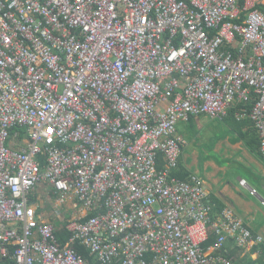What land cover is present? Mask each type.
<instances>
[{"label": "built area", "instance_id": "2783aa9c", "mask_svg": "<svg viewBox=\"0 0 264 264\" xmlns=\"http://www.w3.org/2000/svg\"><path fill=\"white\" fill-rule=\"evenodd\" d=\"M240 2L0 0V264H234L229 239L263 241L173 175L195 116L237 108L264 154V11Z\"/></svg>", "mask_w": 264, "mask_h": 264}, {"label": "crops", "instance_id": "0c3cea01", "mask_svg": "<svg viewBox=\"0 0 264 264\" xmlns=\"http://www.w3.org/2000/svg\"><path fill=\"white\" fill-rule=\"evenodd\" d=\"M256 6L264 11V0H256ZM236 112L237 108H233L224 118L205 116L208 119L205 124L199 123V131L188 126L183 134L177 130L187 141L177 170L182 175L196 173L202 177L214 205V220L219 219L224 208H230L243 219L254 236H262V242L248 247L238 246L234 240L233 244L230 239L226 243L227 253L233 252L234 264H249L259 258L264 260V154L260 151L259 135L251 120H238ZM201 116L192 117L189 124ZM202 135L207 146L204 150L198 149L196 144ZM241 179L246 180V185L240 184ZM252 189H256L257 194H252ZM46 190L43 185L38 187L40 199L47 197ZM50 193L53 194L51 190Z\"/></svg>", "mask_w": 264, "mask_h": 264}, {"label": "rangeland", "instance_id": "374dc122", "mask_svg": "<svg viewBox=\"0 0 264 264\" xmlns=\"http://www.w3.org/2000/svg\"><path fill=\"white\" fill-rule=\"evenodd\" d=\"M205 116H207V115H202L201 117H199L197 120L193 121L190 124H189V121L179 122L177 125L178 132L183 134L184 130H186L185 129L186 126H188L189 129L192 128V129H196L199 131V123L205 124L206 120L209 118L208 116H207L208 118ZM188 138H189V141H192L191 137H188ZM196 144H197L198 149L203 148V150H204V148L207 147L206 142H205V136L204 135L199 136V138L196 141ZM199 145H202V146H199ZM47 189H48V190H46L47 191V197L45 196L44 200L41 198V200H43L45 202V203L43 202L45 205L44 210H45V212H47V213H45V215L47 214V215L52 216V219L54 221H56L57 224H59V220H57V217L55 216V213H56L57 207H58L56 203H57L58 199L61 198L62 195L51 194L49 186L47 187ZM69 205H70V202H67V201H63L61 203V205H59V207H62V209L64 210L63 213H64L65 217H69L71 215V209L69 208ZM77 206H78V204L76 203V205H74L73 209H75Z\"/></svg>", "mask_w": 264, "mask_h": 264}, {"label": "trees", "instance_id": "16d2710c", "mask_svg": "<svg viewBox=\"0 0 264 264\" xmlns=\"http://www.w3.org/2000/svg\"><path fill=\"white\" fill-rule=\"evenodd\" d=\"M242 3H243V0H241V2H240L241 6H242ZM191 119H193V118H191ZM253 149H255V147H253ZM173 175H175V176H177V177H179L181 179H187L188 178L187 174L182 175L178 170H175ZM56 234H57V236L59 237V239L63 243H65L67 241V238H68L67 233L62 228H60L59 226L57 228ZM216 239H217V237L213 233H211L210 238L207 241L206 245L207 244H214ZM230 241L233 243V239H230ZM74 246L80 253H82L87 258H90L92 260V262H93V257L90 256L89 251H87V249L84 246H82V245H80L78 243L74 244ZM232 255H233V252L230 251V256H232ZM249 264H264V260L259 258V259H256V260H252Z\"/></svg>", "mask_w": 264, "mask_h": 264}]
</instances>
